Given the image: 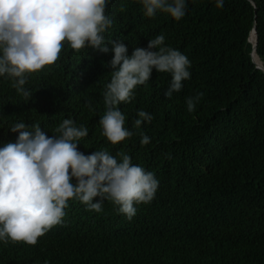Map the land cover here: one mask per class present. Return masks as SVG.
I'll use <instances>...</instances> for the list:
<instances>
[{
	"label": "trees",
	"instance_id": "1",
	"mask_svg": "<svg viewBox=\"0 0 264 264\" xmlns=\"http://www.w3.org/2000/svg\"><path fill=\"white\" fill-rule=\"evenodd\" d=\"M186 3V15L177 21L159 11L145 16L140 0H109L113 24L105 42L134 46L131 56L163 34L165 45L191 62V78L171 98L164 95L171 74L153 69L135 99L119 105L125 127L135 134L118 144L102 135L99 123L113 52H77L65 42L55 63L27 74L30 97L0 76V148L17 141L15 123L40 124L53 137L71 118L89 132L78 151L106 150L118 160L123 152L159 181L154 199L135 205L131 220L108 201L102 212L86 210L90 233L100 240L91 243L76 229L60 260L49 264H264V71L251 58L250 40L256 22V53L264 64V0H224L223 8L216 0ZM197 93L203 96L189 112L186 97ZM139 110L153 120L136 129ZM141 132L150 137L148 145H141ZM8 244L14 264L41 263L17 243Z\"/></svg>",
	"mask_w": 264,
	"mask_h": 264
},
{
	"label": "clouds",
	"instance_id": "2",
	"mask_svg": "<svg viewBox=\"0 0 264 264\" xmlns=\"http://www.w3.org/2000/svg\"><path fill=\"white\" fill-rule=\"evenodd\" d=\"M109 0H0V76L11 78L12 87L25 97L28 75L55 63L65 42L80 51L91 47L101 53H114L108 62L113 69L103 99L106 111L100 118L102 135L118 144L135 133L125 127L121 103L135 99L137 86L146 85L153 69L171 74L164 95L171 98L191 78V62L178 49L165 45V36L150 39L147 48L114 39L105 42V32L113 20L106 14ZM144 15L170 14L179 21L186 15V0H140ZM224 0H216L223 8ZM123 10V6H121ZM111 44L110 49L108 45ZM158 49V50H154ZM203 93L186 97L187 110H195ZM89 106L91 101L88 102ZM133 127L151 123L153 116L139 110ZM15 143L0 148V264H14L8 243H17L25 253L41 263L59 261L74 230H81L94 243L86 210L103 211L105 201L118 206L131 220L138 204L150 203L159 181L155 174L132 163L130 155L118 153V160L106 150L85 155L78 142L89 135L84 125L63 119L49 137L40 124L15 123ZM141 145L150 137L140 133ZM75 178V183H73ZM99 197V199H95Z\"/></svg>",
	"mask_w": 264,
	"mask_h": 264
},
{
	"label": "water",
	"instance_id": "3",
	"mask_svg": "<svg viewBox=\"0 0 264 264\" xmlns=\"http://www.w3.org/2000/svg\"><path fill=\"white\" fill-rule=\"evenodd\" d=\"M252 2L256 6V3L254 1H252ZM254 30L256 31V39H255V42L253 43V48H252V51H251V58H252L253 62L255 63L256 67L264 71V64L256 61L255 58H254V51L257 50V46H258V42H259V32L257 30L256 22H254V27H253V29L251 31V36H252V32ZM251 36H250V40H251Z\"/></svg>",
	"mask_w": 264,
	"mask_h": 264
},
{
	"label": "bare ground",
	"instance_id": "4",
	"mask_svg": "<svg viewBox=\"0 0 264 264\" xmlns=\"http://www.w3.org/2000/svg\"><path fill=\"white\" fill-rule=\"evenodd\" d=\"M255 39H256V31L254 30L252 32V36H251V41L254 43L255 42ZM75 57V56H74ZM254 58L256 61L262 63V61L260 60L258 54L256 53V51H254ZM76 59V58H75ZM96 261V260H95Z\"/></svg>",
	"mask_w": 264,
	"mask_h": 264
}]
</instances>
